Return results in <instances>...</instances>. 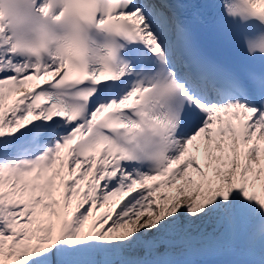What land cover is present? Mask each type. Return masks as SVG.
Instances as JSON below:
<instances>
[{"label":"snow or ice","instance_id":"6c2138e0","mask_svg":"<svg viewBox=\"0 0 264 264\" xmlns=\"http://www.w3.org/2000/svg\"><path fill=\"white\" fill-rule=\"evenodd\" d=\"M0 264H264V0H0Z\"/></svg>","mask_w":264,"mask_h":264}]
</instances>
